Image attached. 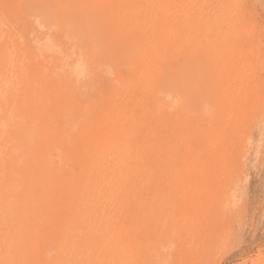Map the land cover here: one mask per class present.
Returning a JSON list of instances; mask_svg holds the SVG:
<instances>
[{"label":"rangeland","instance_id":"obj_1","mask_svg":"<svg viewBox=\"0 0 264 264\" xmlns=\"http://www.w3.org/2000/svg\"><path fill=\"white\" fill-rule=\"evenodd\" d=\"M171 1L145 35L148 17L134 24L136 9L117 0H0V264L56 255L59 221L80 209L86 159L88 172L129 115L145 156L148 147L136 176L149 203L137 213L158 262L175 264L183 243L191 255L203 248L204 264L264 254V0ZM191 209L204 229L185 243Z\"/></svg>","mask_w":264,"mask_h":264},{"label":"bare ground","instance_id":"obj_2","mask_svg":"<svg viewBox=\"0 0 264 264\" xmlns=\"http://www.w3.org/2000/svg\"><path fill=\"white\" fill-rule=\"evenodd\" d=\"M11 1V0H9ZM174 1V0H173ZM171 1V2H173ZM177 1V0H176ZM179 1V0H178ZM240 1V0H239ZM236 0V3L239 4ZM121 2L123 8L126 10H135L134 24L140 25V22H147L148 17L149 31L145 35L152 33V29L155 31L159 29L160 25L155 24L152 19L155 11H165L167 13L166 2L168 0H117ZM181 2V0H180ZM198 2V1H197ZM200 2V1H199ZM217 2V1H216ZM221 2V1H220ZM232 0H227V4H231ZM241 2V1H240ZM170 3V2H169ZM174 3V2H173ZM172 3V4H173ZM171 4V3H170ZM175 4V3H174ZM178 4V2H177ZM180 4V3H179ZM203 4V1H202ZM205 4V2H204ZM210 4V3H209ZM91 5V4H90ZM169 5V4H168ZM195 5V4H194ZM97 6V5H96ZM170 6V5H169ZM178 6V5H177ZM199 6V5H198ZM202 6V5H201ZM207 6V5H206ZM204 6V7H206ZM234 6V5H233ZM73 7V6H72ZM173 7V5H172ZM182 8V6H179ZM65 8V6H64ZM171 8V7H170ZM176 8V7H175ZM199 8V7H197ZM202 8V7H201ZM210 8V7H209ZM233 8V7H232ZM174 9V7H173ZM177 9V8H176ZM175 9V11H177ZM204 9V8H203ZM206 9V8H205ZM1 10V9H0ZM180 10V9H179ZM178 10V12H179ZM182 10V9H181ZM185 10V8H184ZM213 10V9H212ZM6 11V10H5ZM187 11V10H186ZM192 11V9H191ZM194 11V10H193ZM201 11V10H200ZM204 11V10H203ZM207 11V10H206ZM228 11V10H227ZM20 12V11H19ZM170 12V10H169ZM209 12V11H207ZM236 15L239 14V10H236ZM146 14V15H143ZM159 13V12H158ZM157 13V15H158ZM173 12L170 16H172ZM179 13H183L179 12ZM178 13V14H179ZM206 13V12H203ZM202 13V14H203ZM224 13V12H223ZM234 11L231 13L233 14ZM133 14V13H132ZM162 14V13H160ZM177 14V13H176ZM195 14V13H194ZM198 14V13H197ZM175 15V14H174ZM173 15V16H174ZM182 15V14H181ZM184 15V13H183ZM201 16V14H199ZM234 15V14H233ZM128 16V15H127ZM134 16V15H133ZM164 16V14H163ZM166 16V15H165ZM169 17V15L167 14ZM178 16V15H177ZM176 16V18H178ZM186 16V15H185ZM204 16V15H203ZM217 16V15H216ZM215 16V17H216ZM132 17V15H131ZM156 17V16H155ZM160 17V15H159ZM183 17V16H182ZM188 17V16H187ZM243 16L241 15V18ZM151 18V19H150ZM158 18V17H156ZM170 18V17H169ZM181 18V17H180ZM179 18V19H180ZM201 18V17H200ZM23 19V18H22ZM131 19V18H130ZM183 19V18H182ZM167 20V19H166ZM174 20V19H173ZM176 20V19H175ZM181 20V19H180ZM179 20V21H180ZM243 20V19H242ZM245 20V19H244ZM243 20V21H244ZM120 21V20H119ZM129 21V20H128ZM178 21V20H177ZM182 21V20H181ZM180 21V22H181ZM205 21V20H204ZM145 22V23H146ZM235 22V21H234ZM238 22V21H237ZM240 22V21H239ZM247 22V21H246ZM254 22V21H253ZM120 23V22H119ZM129 23V22H128ZM127 23V24H128ZM176 23V21H175ZM185 23V22H184ZM155 24V25H154ZM203 24V23H201ZM211 24V23H210ZM245 24V23H244ZM154 25V26H153ZM171 26V24H169ZM209 25V24H208ZM233 25V23H232ZM141 26V25H140ZM162 26V25H161ZM184 26V25H183ZM211 26V25H210ZM222 26V25H221ZM245 26V25H244ZM143 27V26H142ZM147 27V26H146ZM145 27V28H146ZM172 27V26H171ZM134 28V27H133ZM126 29V27H124ZM172 27V31H173ZM228 29V28H227ZM145 30V29H144ZM160 30V29H159ZM157 30V31H159ZM175 30V29H174ZM208 30V29H207ZM221 30V29H220ZM146 31V30H145ZM144 31V32H145ZM153 31V32H154ZM235 31V30H234ZM240 31V30H239ZM128 32V31H126ZM125 32V34H126ZM183 32V30H182ZM143 33V31H142ZM159 33V32H158ZM168 33H171L168 31ZM181 33V32H180ZM203 33V32H202ZM219 33V31H218ZM157 34V33H156ZM162 35V33H160ZM166 34V33H165ZM164 34V35H165ZM185 34V33H184ZM233 34V33H232ZM141 35V34H140ZM163 35V36H164ZM177 36V35H176ZM175 36V40L176 37ZM236 36V35H235ZM182 37V36H181ZM180 37V40L182 39ZM184 37V35H183ZM186 37V36H185ZM184 37V39H186ZM210 37V36H209ZM153 38V37H152ZM171 38V36H170ZM169 38V39H170ZM229 38V37H228ZM249 38V37H248ZM151 39V38H150ZM157 40L156 38H154ZM153 39V40H154ZM168 39V38H167ZM160 40V39H159ZM158 40V41H159ZM162 40V39H161ZM160 40V41H161ZM154 42V41H153ZM182 42V40H181ZM149 43V42H148ZM188 43H190L188 41ZM195 43V42H194ZM151 44V43H150ZM153 44V43H152ZM160 44V42H159ZM163 44V43H162ZM177 44V43H176ZM181 44V43H180ZM179 44V45H180ZM158 45V42L157 44ZM147 46V45H146ZM192 46V45H191ZM150 47V46H149ZM155 47V45H154ZM161 47V44H160ZM178 47V45H177ZM180 47V46H179ZM207 47V46H206ZM153 48V47H151ZM213 48V47H212ZM91 49V48H90ZM153 50L149 49L146 53L148 61L155 64L158 59V47ZM193 49V48H192ZM145 50V49H143ZM142 50V53H143ZM176 50V49H175ZM182 50V48L180 49ZM161 51V50H160ZM177 52L179 49L177 48ZM191 51V50H190ZM195 51V49H194ZM98 52V50H97ZM175 52V51H173ZM176 52V53H177ZM92 53V52H89ZM93 54V53H92ZM145 54V53H143ZM95 55V54H94ZM98 55V54H97ZM139 55V54H138ZM162 56V54H160ZM176 55V54H175ZM174 55V56H175ZM208 55V54H207ZM93 56V55H92ZM140 56H143L140 54ZM90 57V55H89ZM95 57V56H94ZM98 58V57H97ZM135 58V57H134ZM162 58V57H161ZM173 58V57H172ZM95 59V58H94ZM167 59V58H166ZM165 59V60H166ZM162 60V59H159ZM104 62V61H103ZM146 62V61H145ZM158 62V60H157ZM160 63V61H159ZM259 64V63H258ZM148 65V64H147ZM147 65L145 67H147ZM144 67V66H143ZM155 66H153L154 68ZM148 68V67H147ZM144 69V68H143ZM142 70V69H140ZM167 71V70H166ZM147 72V71H146ZM155 72V71H154ZM139 73V71H138ZM137 73V74H138ZM141 73V72H140ZM143 73V71H142ZM145 74V72H144ZM150 74V72H149ZM155 74V73H154ZM158 74V72L156 73ZM135 75V74H134ZM161 75V74H160ZM138 76V75H137ZM141 76V75H140ZM148 76V75H146ZM156 76V75H155ZM154 76V77H155ZM165 77V76H164ZM127 78V77H126ZM136 78V77H135ZM143 78V77H141ZM157 78V77H156ZM131 79V78H130ZM140 79V78H139ZM144 79V78H143ZM142 79V81H143ZM129 81V80H128ZM141 81V82H142ZM145 81V80H144ZM157 81V80H156ZM159 81V80H158ZM138 82V80H137ZM149 82V81H148ZM153 82V81H152ZM144 83V82H142ZM146 83V82H145ZM5 84V83H4ZM115 85V84H114ZM118 85V84H117ZM147 85V84H146ZM129 86V85H128ZM145 86V85H144ZM150 86V85H148ZM98 87V86H97ZM116 87V86H115ZM124 87V86H123ZM128 88V87H127ZM133 88V87H131ZM130 88V89H131ZM135 88V87H134ZM141 88V87H140ZM146 88V87H145ZM139 89V88H138ZM137 89V90H138ZM149 89V88H148ZM152 89V88H151ZM127 90V89H126ZM144 90V89H143ZM142 91V90H141ZM146 91V90H144ZM126 93V91H124ZM140 92V91H139ZM155 92V91H154ZM124 93V95H125ZM131 92L127 95L129 96ZM138 93V92H136ZM142 93V92H141ZM147 93V92H146ZM135 94V93H134ZM115 95V94H114ZM142 95V94H140ZM139 95V96H140ZM124 97V96H122ZM147 97V96H146ZM149 97V96H148ZM120 98V97H119ZM106 99V98H105ZM147 99V98H146ZM104 100V99H103ZM120 100V99H119ZM138 100V99H137ZM142 100V98H141ZM125 101V100H124ZM139 101V100H138ZM136 101V103L138 102ZM147 101V100H146ZM121 102H123L121 100ZM141 102V101H140ZM139 102V103H140ZM116 104V103H115ZM114 104V106H115ZM123 104V103H122ZM121 104H119L120 106ZM122 106V105H121ZM134 106V105H133ZM132 106V107H133ZM139 106V105H138ZM141 106V105H140ZM53 107V106H52ZM153 107V106H152ZM110 109V108H109ZM131 109V108H130ZM133 109V108H132ZM134 109H136L134 107ZM110 111V110H109ZM117 111V110H116ZM126 111V110H125ZM131 111V110H130ZM106 112V111H105ZM113 112V111H112ZM134 112V111H133ZM122 115V114H121ZM125 115V114H123ZM129 115V114H128ZM154 115V114H153ZM143 116V115H140ZM155 116V115H154ZM145 117V116H144ZM108 118V117H107ZM113 118V117H112ZM118 118V117H117ZM129 124V128L126 125L123 126V131L129 130V133H116L113 139L110 140V145L106 148H101L94 156V162L91 164L87 172V159L85 163V170L83 175V183L79 186L81 192L78 194L79 210H70L67 217L62 216V220L59 221L60 231L57 234V243L55 242L56 255L50 259H43L42 264H160L158 257L160 252L152 253V249H147L146 243L150 238L144 230L142 214L137 213L140 210V204L149 203L142 200L141 195L137 194V176L141 175V171L144 168V163H148L145 159L148 153V147L145 148L146 156L144 152L140 150V142H142V136L136 133L139 127V118L137 116H131L125 118ZM107 121V120H106ZM111 121V120H110ZM120 121V119H119ZM116 122V121H115ZM114 122V123H115ZM126 122V123H127ZM121 123V122H120ZM119 123V124H120ZM123 123V122H122ZM175 125V124H174ZM115 126V125H114ZM113 126V127H114ZM144 126V125H143ZM116 127V126H115ZM94 128V127H93ZM118 130V129H117ZM140 130V129H138ZM51 131V130H50ZM119 131V130H118ZM121 131V130H120ZM139 132V131H137ZM195 132V131H194ZM51 133V132H50ZM86 133V132H85ZM115 133V132H114ZM146 133V132H145ZM40 134V133H39ZM48 134V133H47ZM109 134V133H108ZM113 133L111 132V135ZM101 135V134H100ZM105 135V134H104ZM102 136V135H101ZM158 136V135H157ZM145 137V136H144ZM173 137V136H172ZM151 138V137H150ZM168 138V137H167ZM107 138L105 137V140ZM147 139V138H146ZM166 139V138H165ZM76 140V139H75ZM80 142V141H79ZM102 143V142H101ZM160 143V142H159ZM181 143V142H180ZM108 145V144H107ZM179 145V144H178ZM181 146V144H180ZM179 146V147H180ZM164 147V146H163ZM100 148V147H99ZM72 149V148H71ZM104 149V150H103ZM68 150V149H67ZM96 151V150H94ZM86 152V151H85ZM56 157V156H55ZM62 159V158H61ZM150 160V159H149ZM153 160V159H152ZM89 163V162H88ZM91 163V162H90ZM55 167V166H54ZM194 167V166H193ZM50 168V167H49ZM173 169V168H172ZM231 169V168H230ZM181 170V169H180ZM204 171V170H203ZM194 172V170H193ZM95 173L97 176H95ZM79 174V173H78ZM92 175V176H91ZM137 175V176H136ZM149 176V175H148ZM184 176V175H183ZM189 176V175H188ZM191 176V175H190ZM189 176V177H190ZM91 177L95 180L90 179ZM144 177V176H143ZM23 179V178H22ZM108 179L109 182H108ZM220 179V178H219ZM95 181L96 187H99L95 197L88 192L90 184ZM82 182V181H81ZM111 183L114 186V190L109 192L106 190L103 183ZM148 182V181H147ZM100 183V184H98ZM106 183V184H107ZM189 183V182H188ZM58 184V183H57ZM79 185V184H78ZM189 185V184H188ZM224 185V184H223ZM108 187V185H106ZM65 187V186H64ZM51 189V188H50ZM59 190V189H58ZM96 190V189H95ZM140 191V190H139ZM147 192V191H146ZM55 193V192H54ZM57 193V192H56ZM108 193V194H106ZM58 194V193H57ZM148 197V196H147ZM146 198V197H145ZM176 198V197H175ZM180 198V197H179ZM144 199V198H143ZM147 199V198H146ZM149 199V198H148ZM145 200V199H144ZM179 200V199H178ZM206 200V199H205ZM73 201V200H72ZM210 201V199H209ZM176 202V201H175ZM152 203V201H151ZM56 209V208H55ZM179 209V208H178ZM53 210V209H52ZM158 210V209H157ZM52 212V211H51ZM199 213V212H198ZM64 215V213H63ZM151 215V214H150ZM145 216V215H144ZM153 216V215H152ZM177 217V216H176ZM201 217V216H200ZM195 212V209L188 210V214H184L181 218L184 227V234L182 238L186 243L188 234L193 229L201 232L204 229L203 222ZM59 219V218H58ZM207 219V218H205ZM171 225V224H170ZM173 227V226H172ZM226 229V228H225ZM177 233V232H176ZM196 233V232H195ZM157 236V235H156ZM161 236V235H160ZM212 236V235H211ZM56 237V236H55ZM54 237V238H55ZM164 238V237H163ZM176 238V237H175ZM202 238V237H201ZM210 238V237H209ZM188 240V239H187ZM190 240V239H189ZM159 241V240H158ZM193 241V240H192ZM210 241V240H209ZM168 242V241H167ZM195 242V241H194ZM222 242V241H221ZM157 243V242H156ZM190 243V242H189ZM194 244V243H193ZM195 246V245H194ZM193 246V247H194ZM202 246V245H201ZM192 247V248H193ZM169 248V247H168ZM191 248V249H192ZM77 249L78 253L75 252ZM155 249V248H154ZM183 244H179L176 248V255L174 257L175 264H204L202 261L203 248L196 251L195 255H191L186 252ZM190 250V249H189ZM162 252V251H161ZM168 252V251H167ZM170 253V252H169ZM48 254V253H47ZM208 255V254H207ZM210 256V253H209ZM46 257V256H45ZM163 259V258H162ZM250 259V258H249ZM207 263V262H206ZM166 264V263H165ZM215 264V263H214ZM237 264H264V254L257 259H245Z\"/></svg>","mask_w":264,"mask_h":264}]
</instances>
